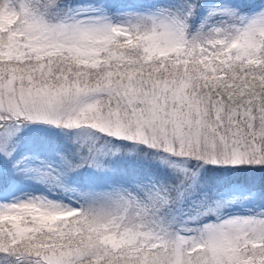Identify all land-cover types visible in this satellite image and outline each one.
Wrapping results in <instances>:
<instances>
[{"label":"snow or ice","instance_id":"snow-or-ice-1","mask_svg":"<svg viewBox=\"0 0 264 264\" xmlns=\"http://www.w3.org/2000/svg\"><path fill=\"white\" fill-rule=\"evenodd\" d=\"M0 264H264V0H0Z\"/></svg>","mask_w":264,"mask_h":264}]
</instances>
